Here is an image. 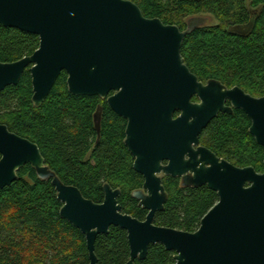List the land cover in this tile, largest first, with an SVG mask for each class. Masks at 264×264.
Instances as JSON below:
<instances>
[{"label": "water", "instance_id": "water-1", "mask_svg": "<svg viewBox=\"0 0 264 264\" xmlns=\"http://www.w3.org/2000/svg\"><path fill=\"white\" fill-rule=\"evenodd\" d=\"M205 24L203 17L190 18L182 31L146 18L129 0H0V25L40 41L31 56L0 62V93L17 86L28 70L32 102L40 107L66 73L71 95L107 99L111 110L128 121L125 144L136 158L134 170L145 178L143 190L132 197L148 211L145 221L124 214L121 191L108 184L101 204L64 184L36 143L0 124V190L17 182L27 165L41 181H50L62 204L61 218L86 238L89 264H98L97 238L112 227L127 233L126 264L146 260L154 245L174 252V264H264V174L220 162L206 148L194 150L210 123L234 110L249 118V133L264 148V96L255 98L216 80L205 85L184 63V40ZM254 25L251 20L228 31L246 36ZM194 97L200 101L193 102ZM163 160H170L166 175L183 177L185 185L197 188L208 185L218 196L194 233L154 224L168 199L156 176Z\"/></svg>", "mask_w": 264, "mask_h": 264}, {"label": "trees", "instance_id": "trees-1", "mask_svg": "<svg viewBox=\"0 0 264 264\" xmlns=\"http://www.w3.org/2000/svg\"><path fill=\"white\" fill-rule=\"evenodd\" d=\"M129 1L137 4L146 18H159L182 31L190 18H215L218 25L199 27L186 37L184 63L199 81L214 79L228 87L238 86L253 97L264 96V0ZM251 20L255 25L248 35L229 33L230 27ZM39 44L35 35L0 25V62L13 63L31 56ZM32 89L31 74L26 70L17 86L0 93V124L36 143L64 184L77 187L95 203L104 200V183L121 188L123 212L144 220L147 212L132 198L142 179L134 172L123 144L122 120L107 109L102 138L94 148L93 113L100 103L98 97L71 95L66 73L40 107L32 102ZM250 124L239 111L214 120L202 138L242 166L253 165L264 172V148L249 134ZM18 176L11 187L0 190V264H89L86 238L61 218L62 204L51 182L41 181L30 165ZM217 202V194L206 187L181 189L170 179L165 209L157 214L155 224L194 233ZM95 252L98 264H126L130 259L127 233L112 227L108 235L97 238ZM172 257L173 253L154 245L146 260L136 264H171Z\"/></svg>", "mask_w": 264, "mask_h": 264}, {"label": "flooded vegetation", "instance_id": "flooded-vegetation-1", "mask_svg": "<svg viewBox=\"0 0 264 264\" xmlns=\"http://www.w3.org/2000/svg\"><path fill=\"white\" fill-rule=\"evenodd\" d=\"M212 80H214V79H212ZM212 80H208V81H206V82H202V81H200V82H202L203 84H205V85H207L208 84V82L209 81H212ZM216 81H218V80H216ZM220 82V81H219ZM223 86H225L226 88H228V89H232V88H234V87H238V86H233V87H228V86H226V85H224L222 82H220ZM247 93V92H246ZM247 94H249V93H247ZM111 95H113V93H111ZM110 95V96H111ZM95 97H98V96H95ZM99 99H100V103L98 104V106H97V108H96V110L94 111V113H93V127H94V130H95V132H96V141H95V145H94V148H95V146L98 144V143H100V140H101V138H102V130H103V124H104V118H105V114H106V111H107V109L108 110H110L115 116H117V117H119L118 115H116L112 110H111V108H110V106H109V104H108V101H107V99H102V98H100V97H98ZM256 98V97H255ZM192 101L193 102H199L200 100L199 99H197L196 97H194L193 99H192ZM226 106L227 107H229V106H231V102H230V100L228 99L227 101H226ZM239 111H241V110H234V112H233V114H223V113H220L214 120H216L217 118H219V117H222V116H233L236 112H239ZM242 112V111H241ZM179 116V113H177V114H175V116H174V118H177ZM119 119H121L122 120V122H123V127H124V139H123V144H124V146L126 147V149L128 150V152H129V154H130V156H131V158H132V163H133V170H134V163H135V160H136V158H134L133 156H132V154L130 153V150H129V148L126 146V144H125V141H126V139H127V134H126V131H127V127H128V121L127 120H125V119H123V118H121V117H119ZM213 120V121H214ZM212 121V122H213ZM211 122V123H212ZM211 123H210V125H211ZM209 125V126H210ZM209 126L204 130V131H206L208 128H209ZM250 126H251V124H250ZM250 128V127H249ZM204 131H203V133H204ZM249 131V130H248ZM202 133V134H203ZM250 134V133H249ZM254 139V138H253ZM254 141H255V139H254ZM257 144V143H256ZM258 145V144H257ZM199 147H203V148H206V149H208L210 152H212L213 154H215L216 155V157L220 160V162L221 161H226V162H228V163H230L231 165H233L234 167H237V168H241V169H244V168H249V167H251V168H254L255 170H256V168L253 166V165H245V166H242L241 164H239L238 163V161L236 160V159H230L229 157H227V156H225V155H222V153L220 152V151H218V150H216V149H214V148H212L213 146L211 145V143L208 141V140H204L203 138H202V135L200 136V143H199V145H198V147H194V150H197ZM94 148L89 152V154H88V156H87V159H89L91 156H92V154H93V151H94ZM185 160H189V156L188 155H186V157H185ZM47 164V163H46ZM263 164H264V160H263ZM48 165V164H47ZM170 165V160H163L162 162H161V167L163 168V169H161V172H159V173H156V176L159 178V179H161V185L164 187V189L166 190V192H167V195H168V188H169V180L171 179V180H175V181H177L178 182V184H179V188H181V189H200V188H203V187H206V188H208L209 190H210V188L208 187V185H205V186H203V187H200V188H197V187H193V186H190V185H185V182H184V180H183V177H176V178H174V177H172L171 175H166L165 173H164V168H166V167H168ZM49 166V165H48ZM50 167V166H49ZM209 167H210V165H209ZM51 169V168H50ZM52 170V169H51ZM53 171V170H52ZM134 172L135 173H137L135 170H134ZM256 172L257 173H259V174H264V172H258L257 170H256ZM56 173V172H55ZM140 177H141V179H142V184H141V186L140 187H138L137 189H135V190H133L132 191V194H133V192H135V191H140V190H143V188H144V184H145V178H144V176L143 175H141V174H139V173H137ZM58 176V175H57ZM187 176H189V177H192L193 176V174L189 171V172H187ZM110 185L109 183H104V185H103V187H102V190H103V188H104V186L105 185ZM114 190H120L121 191V194H122V189L121 188H114L112 185H110ZM212 191V190H211ZM103 193H104V190H103ZM121 197V196H120ZM133 198V197H132ZM94 202V201H93ZM103 202H104V200H103ZM102 202V203H103ZM138 203H139V201H138ZM97 204H101V203H97ZM217 204V203H216ZM120 205V204H119ZM166 205V204H165ZM138 206L140 207V208H142L141 206H140V204H138ZM143 209V208H142ZM144 210V209H143ZM146 211V210H145ZM122 212H123V210H122ZM147 212V215H146V218H147V216H148V211H146ZM124 213V212H123ZM162 213V212H161ZM124 214H127V215H130V214H128V213H124ZM159 214V213H158ZM130 216H132V215H130ZM156 216H157V214H156ZM156 216H155V218H156ZM133 217V216H132ZM133 218H135V217H133ZM146 218L144 219V220H140V219H138V220H140V221H145L146 220ZM155 218H154V224H155ZM135 219H137V218H135ZM156 225V224H155ZM156 226H158V225H156ZM159 227H163V226H159ZM165 228H167V227H165ZM128 240V239H127ZM171 253H173V262L171 263V264H174L175 263V260H174V257H175V253L174 252H171Z\"/></svg>", "mask_w": 264, "mask_h": 264}, {"label": "rangeland", "instance_id": "rangeland-1", "mask_svg": "<svg viewBox=\"0 0 264 264\" xmlns=\"http://www.w3.org/2000/svg\"><path fill=\"white\" fill-rule=\"evenodd\" d=\"M247 4H248V7H250V2L249 1H248ZM255 9H252V11H254ZM204 18L206 19V24L205 25L207 27H213V26L218 25V21L215 18H213L212 16H205ZM256 98H260V97H256Z\"/></svg>", "mask_w": 264, "mask_h": 264}]
</instances>
